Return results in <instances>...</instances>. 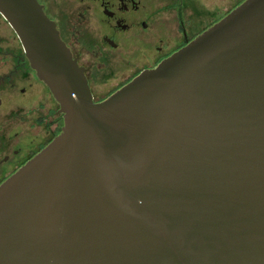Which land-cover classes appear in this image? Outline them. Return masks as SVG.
Masks as SVG:
<instances>
[{
  "label": "water",
  "instance_id": "water-1",
  "mask_svg": "<svg viewBox=\"0 0 264 264\" xmlns=\"http://www.w3.org/2000/svg\"><path fill=\"white\" fill-rule=\"evenodd\" d=\"M0 14L63 114L0 184V264H264V0L100 102L37 0Z\"/></svg>",
  "mask_w": 264,
  "mask_h": 264
},
{
  "label": "flooded vegetation",
  "instance_id": "flooded-vegetation-1",
  "mask_svg": "<svg viewBox=\"0 0 264 264\" xmlns=\"http://www.w3.org/2000/svg\"><path fill=\"white\" fill-rule=\"evenodd\" d=\"M37 1L82 67L94 102L156 67L228 14L218 17L217 7L201 0ZM62 126L58 103L0 14V184Z\"/></svg>",
  "mask_w": 264,
  "mask_h": 264
},
{
  "label": "rangeland",
  "instance_id": "rangeland-1",
  "mask_svg": "<svg viewBox=\"0 0 264 264\" xmlns=\"http://www.w3.org/2000/svg\"><path fill=\"white\" fill-rule=\"evenodd\" d=\"M243 1L244 0H201V4L202 2H204L208 6L215 5L217 7V16L219 17L222 16L225 12L229 13V11L238 6ZM199 20L200 21L198 23V26H200L201 23L203 24L201 16L199 17ZM207 21L205 23H207Z\"/></svg>",
  "mask_w": 264,
  "mask_h": 264
}]
</instances>
